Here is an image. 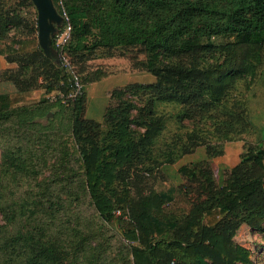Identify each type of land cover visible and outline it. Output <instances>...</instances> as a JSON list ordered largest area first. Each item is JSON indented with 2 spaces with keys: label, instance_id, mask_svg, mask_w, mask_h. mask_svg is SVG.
Masks as SVG:
<instances>
[{
  "label": "trees",
  "instance_id": "obj_1",
  "mask_svg": "<svg viewBox=\"0 0 264 264\" xmlns=\"http://www.w3.org/2000/svg\"><path fill=\"white\" fill-rule=\"evenodd\" d=\"M53 2L66 6L62 10L69 17L71 35L63 50L80 80L96 49L139 46L146 54L140 64L156 81L132 85L150 95L139 115L131 116L135 105L120 100L106 116L111 124L107 142L101 135L102 124L85 117V93L77 97L72 133L80 171L63 175L56 171L45 186L38 182L40 189L26 190L25 200L9 196L13 190L20 192L13 182L18 175L37 179L40 169L31 150L17 143L26 138L20 126L29 129L42 123L35 111L13 109L10 96L0 94V147L5 151L0 169V264H65L58 247L63 238L45 224L46 216L64 210L61 193L79 198L80 190L89 195L105 221H111L118 208H124V215L128 212L133 224L125 236L139 243L131 247L134 264H253L251 253L236 245L234 237L243 224L255 230L264 228L262 143L247 146L240 162L226 173L223 185L218 184L209 162L199 161L180 168L187 177L185 183L158 191L152 183L158 170L147 167V160L155 162L151 160L153 148L164 129V118L155 109L157 101L180 106L185 118L209 120L220 140H238L248 132L247 105L235 90L248 77L252 83L264 70V0ZM19 4L34 5L31 0H19ZM65 26L66 20L61 30ZM10 27L38 33L37 25L31 26L17 9H4L0 2V40L10 38ZM6 59L17 66L0 69V80L12 81L20 92L34 89L41 76L49 91L55 87L65 95L73 91L72 75L60 67L59 57L52 58L39 44L33 51L8 54ZM105 76L94 72L86 81ZM133 125L144 128V133ZM200 131L197 128L189 134L184 154L202 145L213 153L214 147ZM178 194L190 196L188 213L182 220L162 218L166 204ZM47 196V201L38 199ZM217 210L221 217L207 225L206 216ZM78 246L85 248V242Z\"/></svg>",
  "mask_w": 264,
  "mask_h": 264
},
{
  "label": "rangeland",
  "instance_id": "obj_2",
  "mask_svg": "<svg viewBox=\"0 0 264 264\" xmlns=\"http://www.w3.org/2000/svg\"><path fill=\"white\" fill-rule=\"evenodd\" d=\"M0 2L4 9H17L23 18L30 21L31 26L37 25L38 28V33H30L28 29L10 27V38L0 40V69L16 68V63L7 61L8 54L33 51L38 44L52 58L58 56L54 33L64 25L62 10L63 7L66 8L64 4L62 7L61 2L57 3L58 5L53 2L52 17L49 18L52 26L47 39L41 41L39 11L33 1V6L20 5L19 0H0ZM64 2L65 0H62V3ZM92 41L93 39H90L87 42ZM138 48L139 46H117L114 49L100 47L87 60V70L80 74L83 92L86 95L85 117L102 124L101 135L105 138L103 142H107L111 130V124L106 116L116 109L120 100L135 105L134 110L130 112L132 116L139 115L149 98V94L137 91L132 85L152 84L156 81V77L140 64L141 60L146 59V54L140 52ZM94 72H103L106 76L99 81H86L87 76L93 75ZM250 81L249 77L242 81L235 93L245 99L251 127L248 132L234 141L218 139L213 133V125L209 120L199 117L185 118L182 116L180 106L156 102V112L164 118V129L153 148L154 154L151 160L155 162L151 163L147 160V167L158 170L157 180L152 181L158 191H166L185 183L187 177L182 174L180 168L184 165L193 167L199 161L209 162L218 184L223 185L226 173L240 162L249 144L262 143L264 147V70L260 71L252 83ZM48 85L47 80L41 76L34 89L20 92L12 81L0 80V94L10 96L11 107L16 110L35 111L37 120L42 123L29 129L20 126L21 135L26 138L20 139L17 143H21L20 146L28 151L31 150L32 159L40 170L37 179L28 180L25 176L18 175L19 181L13 183L20 187V192L13 190L9 194L14 200L19 197L25 200L23 196L26 190L33 188L37 191L40 189L38 182L45 186L48 179L55 176L56 171L59 175L80 171L78 144L72 133L73 100L56 99L59 93H62L61 90L55 87L49 91ZM59 100L61 102H58ZM16 118L17 116L12 120ZM132 127L138 133H144V128L135 125ZM197 128L201 130L200 134L207 143H211L214 147L212 154H209L206 145L195 148L190 154L183 153V147L189 141V134ZM28 132L30 133L27 134ZM7 138L14 140L13 136ZM4 153V149L0 147V169L4 166ZM70 189L72 187H68V190ZM80 191L79 198H72L70 192L61 193L60 196L66 201L64 210L46 216L45 224L57 237L63 238L58 247L64 263L134 264L131 247L139 243L131 242L125 236L133 224L128 212L124 215V208H118L114 218L105 221L96 213L89 195ZM48 198V196L38 197L43 202ZM49 204L47 202L46 206L49 207ZM191 204L189 195L178 194L174 201L166 204L161 217L182 220ZM220 217L218 210L213 211L206 216L204 222L212 226ZM26 223L31 222L26 221ZM80 242H85V248L78 246ZM234 243L245 247L251 253L253 264H264V228L255 230L243 224L234 237Z\"/></svg>",
  "mask_w": 264,
  "mask_h": 264
},
{
  "label": "built area",
  "instance_id": "obj_3",
  "mask_svg": "<svg viewBox=\"0 0 264 264\" xmlns=\"http://www.w3.org/2000/svg\"><path fill=\"white\" fill-rule=\"evenodd\" d=\"M64 19L66 20V26L65 28H63V30L61 29L58 30V32L55 35L54 42H55V47L57 48L60 67L65 72L70 73L72 75L73 91L69 95L59 93L58 98L56 97V99H60L61 101H66V100L74 101L77 97L82 95L83 85L81 83L79 76L75 72L73 63L71 62L70 58L63 50L66 42L68 41L71 35V24L65 10H64Z\"/></svg>",
  "mask_w": 264,
  "mask_h": 264
},
{
  "label": "water",
  "instance_id": "obj_4",
  "mask_svg": "<svg viewBox=\"0 0 264 264\" xmlns=\"http://www.w3.org/2000/svg\"><path fill=\"white\" fill-rule=\"evenodd\" d=\"M33 2L37 5L38 11H39V35L41 41H44L47 39L48 32L51 29V23L49 21V18L52 17L53 13V1L52 0H33ZM58 32L55 31L54 34Z\"/></svg>",
  "mask_w": 264,
  "mask_h": 264
},
{
  "label": "crops",
  "instance_id": "obj_5",
  "mask_svg": "<svg viewBox=\"0 0 264 264\" xmlns=\"http://www.w3.org/2000/svg\"><path fill=\"white\" fill-rule=\"evenodd\" d=\"M33 1V0H32ZM53 1V0H52ZM53 3V2H52ZM36 5V4H35ZM36 7H37V5H36ZM38 8V7H37ZM39 39H40V35H39Z\"/></svg>",
  "mask_w": 264,
  "mask_h": 264
}]
</instances>
